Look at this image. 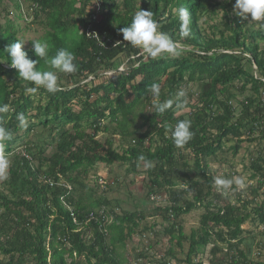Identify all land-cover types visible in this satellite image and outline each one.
<instances>
[{
    "label": "trees",
    "instance_id": "1",
    "mask_svg": "<svg viewBox=\"0 0 264 264\" xmlns=\"http://www.w3.org/2000/svg\"><path fill=\"white\" fill-rule=\"evenodd\" d=\"M24 1L29 2L31 15L45 29L36 40L48 42L49 56L61 48L71 51L78 70L74 74L58 73L63 91L52 94L41 88L29 92L33 85L19 79L6 52L7 45L22 41L16 35L18 29L9 21L0 25V105L8 106V111L0 114V126L12 133L2 152L14 150L21 131L27 133L38 126L49 131L50 140L43 144H54L48 157L43 156L45 147L26 144L25 155L15 154L7 169L8 178L3 180L6 188L0 191V252L6 259L0 264H124L117 249L124 247L145 212H113V221L103 231L95 221H84L86 213L110 202L87 201L89 196L75 192V185L86 187L83 176L95 164L115 161L134 167L151 162V168L144 166L147 193L153 198V193L165 189L169 203L157 208L162 219L170 223L166 230L170 240L177 236L180 247L183 240H189L187 264H203L194 259L209 243L212 257L222 250L220 243L225 247L220 259L211 260L213 264H264L253 258L251 244H245L247 250L241 247L248 238L242 225L251 217L247 210L251 200H244L239 193L237 203L219 204L205 161L222 150L225 141H234L232 149L236 153L242 142L264 139V48L259 44L264 41V25L254 22L258 27L253 28L233 14L235 0ZM96 2L99 12L93 10ZM14 5L21 8L18 0ZM180 7L188 9L191 19V34L184 39L179 37L176 15ZM140 9L151 11L160 30L178 42L183 49L178 56L165 54L153 60L123 41L120 29ZM218 9L222 17L209 25L207 33L199 19L216 14ZM87 31L95 32L97 38L88 37ZM22 49L29 59L37 61V70H49L34 54L32 41L30 47L23 44ZM120 54L128 62L123 71L118 69L121 60H116ZM107 70L112 73L106 75ZM153 83L161 85L159 102L178 96L181 86L187 83H201L204 89L197 94L195 104L178 107L181 97L164 114L154 108L151 114L141 112V122L135 124L136 109L157 102L148 91ZM236 83L239 87L234 92ZM238 94L243 95L241 100ZM185 107L190 108L188 118L176 114ZM20 113L28 120L27 127L19 126ZM184 119L191 120L194 135L179 148L167 127ZM99 133L109 135L100 141ZM116 135L126 143L121 152L113 146ZM186 150L193 154L192 164L183 154ZM250 168L252 178L261 177L256 192L264 183V157L252 159ZM42 176L55 180L62 176L72 189L66 193L62 186H49ZM63 195L79 224L63 206ZM199 207L204 208L199 229L185 236L178 226L175 233L173 221ZM252 212L264 223V199ZM168 253L173 255L171 247ZM81 256L84 262L77 259Z\"/></svg>",
    "mask_w": 264,
    "mask_h": 264
},
{
    "label": "rangeland",
    "instance_id": "2",
    "mask_svg": "<svg viewBox=\"0 0 264 264\" xmlns=\"http://www.w3.org/2000/svg\"><path fill=\"white\" fill-rule=\"evenodd\" d=\"M20 2V9H16L14 0H0V25L6 24L8 21L12 22L14 27L18 29L16 32L17 37L25 41L24 46L30 47L31 41L36 40L44 34V27L37 23L38 19H34L31 15L32 9L28 1L18 0ZM228 1V0H217ZM234 14V11L232 9ZM222 17V11L217 10L216 14L203 15L199 19L200 24L209 33V25L214 22H219ZM41 19V18H39ZM248 25L257 28L258 25L252 21H247ZM260 47L264 48V41L259 42ZM117 61H120L118 69L121 70L128 65L127 58L124 54H120ZM106 75L112 73V71H105ZM105 76H102L104 78ZM90 78V77H89ZM90 84V83H89ZM88 84V86H89ZM239 87V83H236L234 92ZM203 84L199 83H187L182 85L180 91L185 92L183 100L177 103V106H183L185 104H195L197 102V94L203 90ZM236 89V90H235ZM243 95L238 94L237 99L241 100ZM178 96L172 98L173 102L179 100ZM264 100V93H262ZM155 100V99H154ZM234 101V100H233ZM235 102V101H234ZM153 111L152 104H146L141 109H136L137 116L135 118V124L141 122L140 114H151ZM189 107H185L177 111V115H183L186 118L189 117ZM239 111V110H238ZM37 122L36 119H33ZM27 124L28 120L26 119ZM68 125L65 127L67 128ZM145 126L141 130H144ZM25 132V133H23ZM48 129L42 126L35 127L34 129L26 133L25 130L21 131V139H19L15 145L14 150L11 152H4V156L7 158L9 165L12 162L15 154L24 153V147L26 144H35L37 147H45L43 156H49L52 153L54 144L45 146L48 138ZM109 135L108 133H99L97 139L104 141ZM234 141H225L223 143V149L219 150L215 155L208 157L205 161L209 166L210 174L215 180L216 177H223L226 179L235 180L236 178L244 181L245 187L240 189L235 183L228 190L218 191L213 181L214 194L219 196L218 203L223 204L227 201L238 202V194L243 197L244 200H251L250 204H247V210L251 212L250 219H247L242 228L245 230L247 242L242 244L241 247H246L245 244H251L252 256L257 260L264 261V223H260L257 216L252 212V208L258 205L264 199V183L263 186L256 192L255 188L258 185V181L261 179L260 175L251 177L253 170L250 168V162L258 156L264 157V139H259L253 142L244 141L238 147L236 153L232 149ZM126 143L120 136L114 137L113 146L118 152H121L122 147ZM35 153H38L35 149ZM187 157L190 164L193 163V154L186 150L183 153ZM33 165H36V161H33ZM59 180H63L62 176H59ZM83 184L86 186L83 188L81 185H75V192L83 194L90 200L104 199L110 203L105 206L109 212H115L121 214L122 212H145V218L139 221V225L135 227L133 234L126 240L124 247L117 249L120 258H122L124 264H134L141 258V264H187L185 262L186 253L188 251L189 240H183L181 247L176 244L177 236L175 239L170 240V235L166 231L169 227V222L162 219L161 211L157 207L161 208L168 205V195L165 189H160L148 195V178L145 172L144 166H131L129 163H121L115 161L111 164H105L98 162L94 167L90 168L86 175L83 176ZM181 185H176V188ZM6 185L3 180H0V191L4 190ZM72 189V186H71ZM216 192V193H215ZM3 208L0 207V212ZM204 213V208L199 207L193 209L188 213L182 214L177 220L173 221L175 224L174 231L177 233V227L180 226L185 236H189L193 230L199 229L200 218ZM172 222V220H171ZM221 251L217 252L214 257L211 254L212 244L209 243L204 248L203 252L198 253L195 256L194 262L201 261L203 264H213L212 259H220L225 252L223 243H220ZM172 248L173 255L168 253L169 248ZM247 250V248H245ZM145 256H142V253ZM141 254V255H139ZM6 255L0 252V260H5ZM80 261L84 262V258L78 257ZM29 264H33L30 262Z\"/></svg>",
    "mask_w": 264,
    "mask_h": 264
},
{
    "label": "clouds",
    "instance_id": "3",
    "mask_svg": "<svg viewBox=\"0 0 264 264\" xmlns=\"http://www.w3.org/2000/svg\"><path fill=\"white\" fill-rule=\"evenodd\" d=\"M233 11L242 20L264 25V0H235ZM176 15L180 21L179 37L181 39L189 37L191 34V19L188 9L180 7L177 9ZM160 28L159 21L154 19L151 11L140 9L134 14L131 22L126 27L121 28L120 31L122 32L123 41L127 42V45L140 50L148 58L155 60L162 58L165 54L172 57L178 56L183 49L177 41L173 40L168 33L161 31ZM25 41L17 40L11 45H7L6 52L10 57V65L18 72L19 79L33 85L28 91L34 93L41 88L52 94L63 91V88L58 83V73L74 74L77 72L74 54L67 49L61 48L57 50L54 56H49V44L47 41H32L34 54L39 58V61L44 60L49 67V70H37V61L29 59L27 53L22 49ZM136 66L138 67L139 65ZM123 70L122 68L121 71ZM148 91L152 97L157 99V102L152 105L155 112L164 114L173 107L172 100L159 102L158 98L161 95V85L159 83H153L148 86ZM177 95L178 97H183L185 92L180 91ZM7 111V105H0V114ZM17 120L20 127H27V121L23 113L17 116ZM191 125V120L184 119L177 121L175 125L167 127V131L175 146L182 148L191 141L194 135ZM11 139L12 133L7 128L0 126V180L8 178L7 169L10 165L2 149L6 142ZM141 160H144V158L141 157ZM144 166L151 168L152 164L146 161ZM214 183L218 191L230 189L233 183L240 189L245 187L244 181L239 178L232 180L216 177Z\"/></svg>",
    "mask_w": 264,
    "mask_h": 264
},
{
    "label": "built area",
    "instance_id": "4",
    "mask_svg": "<svg viewBox=\"0 0 264 264\" xmlns=\"http://www.w3.org/2000/svg\"><path fill=\"white\" fill-rule=\"evenodd\" d=\"M94 12H99L100 11V5L96 2V7L93 9ZM94 15V14H93ZM93 18H95V16H93ZM86 35L88 37H94L97 38V34L95 32H90L87 31ZM176 123H174L173 125H175ZM170 136V135H169ZM23 155H25V153H22ZM27 157V156H26ZM42 181L44 183H47L49 186H54V185H59L62 186L64 188L67 189L66 193H69L71 191V186L68 183H65V181L63 180H55L52 177H47V176H42ZM60 199L63 202L64 207L67 209V211L70 213V216L72 217V220L76 223L79 224V219L77 214L73 211L71 205L69 203H66L64 201V195L60 197ZM113 212H109L106 207H102L98 210L95 211H89L88 213H86V224L87 222L90 221H95L96 223H98L99 227L101 230L105 231L106 229H104L103 227L109 223H111L113 221ZM142 260L141 258L138 259L137 263L134 264H141Z\"/></svg>",
    "mask_w": 264,
    "mask_h": 264
}]
</instances>
